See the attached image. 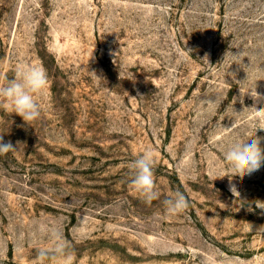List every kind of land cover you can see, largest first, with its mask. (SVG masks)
<instances>
[{"label": "rangeland", "instance_id": "rangeland-1", "mask_svg": "<svg viewBox=\"0 0 264 264\" xmlns=\"http://www.w3.org/2000/svg\"><path fill=\"white\" fill-rule=\"evenodd\" d=\"M20 63L50 86L31 125L0 109L22 147L0 154V264H34L53 227L75 264H264V166L232 178L236 211L224 159L264 127L239 99L264 94V0H0V84ZM148 148L151 204L129 167Z\"/></svg>", "mask_w": 264, "mask_h": 264}, {"label": "clouds", "instance_id": "clouds-1", "mask_svg": "<svg viewBox=\"0 0 264 264\" xmlns=\"http://www.w3.org/2000/svg\"><path fill=\"white\" fill-rule=\"evenodd\" d=\"M208 63L207 56L203 59ZM89 75L98 81L101 78L93 70ZM232 75V74H231ZM240 84L241 81H235ZM49 77L47 70L42 64L38 63H20L16 67L14 78L5 84H0V109L12 114L18 115L25 124L31 125L41 117V98L49 89ZM106 89V88H105ZM107 90V89H106ZM241 93V92H240ZM247 95L252 99L253 104L247 109L258 119L264 120V107H257L264 104V94L257 91L256 84L240 95V102L243 104V98ZM234 103L236 98H233ZM202 102L206 104L222 103L219 97H209ZM258 131H264V127L257 128L255 135L246 140H240L233 143L224 155L227 165L231 169V178H229V190L236 197L234 203L237 205L236 211L240 207H247L253 211L251 203L246 198H242L236 185L231 180L233 177L250 175L257 172L264 166V137L256 135ZM249 141H251L249 143ZM22 150L21 144L17 141L13 145L11 141L4 142L3 134H0V154L9 152H19ZM156 164L155 152L148 148L143 151L130 165L132 170L131 186L140 195L146 204L160 199L161 192L157 189L154 167ZM228 176L229 175H224ZM223 176V177H224ZM222 177V178H223ZM255 207L264 213V201H255ZM163 204L166 211L170 214H178L189 207V200L185 194L179 190L170 193ZM50 245L37 250V256L34 264H44L46 260H51L53 264H75V256L68 250L70 245L63 237L61 231L53 227L49 229Z\"/></svg>", "mask_w": 264, "mask_h": 264}]
</instances>
